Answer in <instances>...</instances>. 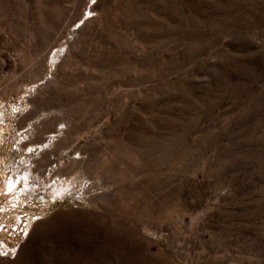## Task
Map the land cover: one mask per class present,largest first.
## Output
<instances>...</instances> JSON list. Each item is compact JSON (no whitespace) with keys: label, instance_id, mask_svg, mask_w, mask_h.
<instances>
[{"label":"rangeland","instance_id":"obj_1","mask_svg":"<svg viewBox=\"0 0 264 264\" xmlns=\"http://www.w3.org/2000/svg\"><path fill=\"white\" fill-rule=\"evenodd\" d=\"M0 264H264V0H0Z\"/></svg>","mask_w":264,"mask_h":264},{"label":"bare ground","instance_id":"obj_2","mask_svg":"<svg viewBox=\"0 0 264 264\" xmlns=\"http://www.w3.org/2000/svg\"><path fill=\"white\" fill-rule=\"evenodd\" d=\"M0 259H1V257H0Z\"/></svg>","mask_w":264,"mask_h":264}]
</instances>
